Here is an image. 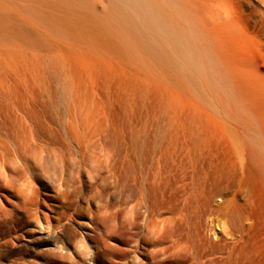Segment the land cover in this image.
I'll return each instance as SVG.
<instances>
[{
    "label": "rangeland",
    "instance_id": "1",
    "mask_svg": "<svg viewBox=\"0 0 264 264\" xmlns=\"http://www.w3.org/2000/svg\"><path fill=\"white\" fill-rule=\"evenodd\" d=\"M215 1L237 17L221 38L228 39L237 53L256 56L261 63L262 0ZM79 11V28L62 36L63 54L80 62L88 51L89 61L104 63L107 83L95 81L93 67L69 73L61 63L64 55L51 52L38 65L17 62L6 74L0 67V94L48 95L54 110H63L64 94H172L170 100L142 97L137 110L127 108L126 140L135 151L134 167L143 165L140 156L153 145L166 141L187 145L190 154L176 158L172 171L177 181L186 169L192 186L179 193L176 183L172 204L177 208L185 204L191 230L177 232L173 239L185 242L189 235L194 260L202 255L218 256L221 264H264V173L251 158L240 166L234 148L245 143L264 157V108L257 105L264 94L252 90L254 82L264 85V65L252 68L244 55L214 56L203 49L202 35L191 31L186 0H80ZM52 159L47 157L36 174L37 185L47 188L34 199L23 198L11 187L0 191V264L21 259L41 262L36 253L53 251V243L70 254L52 258V264H88L76 255L89 242L86 234L93 232L98 219L71 206V197L57 195L56 182L61 179L70 187L76 185L69 191L79 193L81 207H86L87 195L91 209L116 202L118 207L136 197L137 188L128 180L115 186L100 176L89 186L78 172L83 165L78 152L65 161ZM121 238L107 241L116 249H103L95 264L132 262L133 242L127 235ZM117 249L125 250L126 257ZM149 256L138 254L134 264L149 263Z\"/></svg>",
    "mask_w": 264,
    "mask_h": 264
},
{
    "label": "bare ground",
    "instance_id": "2",
    "mask_svg": "<svg viewBox=\"0 0 264 264\" xmlns=\"http://www.w3.org/2000/svg\"><path fill=\"white\" fill-rule=\"evenodd\" d=\"M262 3L264 4V0ZM79 5L80 0H0L2 73L11 71L17 62L41 64L53 52L60 57L64 55L61 63L69 73L93 67L95 81L107 83L104 63L101 60L89 61L88 51L84 53V61L80 62L69 53L63 54L62 36L71 34L80 26ZM186 5L190 9L191 31L196 30L199 37L202 35L201 47L214 56H234L237 51L229 44L228 39L221 38L220 33L236 24V12L226 9L215 0H186ZM258 15L263 39L260 42L264 45V11L258 12ZM224 33L226 35L227 32ZM237 54L244 55L245 61L250 62L252 68L264 65L263 49L259 57L261 63L256 56L249 58L246 52ZM254 84L252 90L255 94H260L261 91L264 94V85ZM142 97L170 100L172 94H64L63 110H54L52 98L48 95L0 94V191L11 187L23 198H33L41 188H47L37 185L39 178L36 174L39 176L43 161L47 157L65 161L71 159L75 151L80 154L83 164L78 172L86 176L85 182L89 186L103 176L104 181L109 180L115 186L128 180L138 191L136 197L127 204L125 202V205L115 207L116 202L111 203L112 207H100L95 204V208L91 209L88 195L84 198L86 207H81L78 203L79 193L69 191L72 183L70 187L66 180H53L57 183L55 190L58 196L64 199L71 197L70 205L76 206L77 210L83 209L90 217L98 219L93 232L86 234L89 242L86 244L83 241L80 251H76L79 260L95 264L103 249H116L107 241H116L127 235L133 242V261L124 260L117 264H134L138 254L146 257L150 255L147 264H221L218 256L204 258L199 255L194 260L190 253L189 235L185 236V242L173 239L177 232L191 230L184 214L185 204L181 208L172 204L175 184L180 183L179 193H184L187 186L191 185L192 176H188L186 169H183L177 181L174 180L172 171L176 158H187L190 154L188 146H172L168 141L153 145L141 154L143 165L140 168L134 167L135 151L126 140L128 132L124 114L127 108L137 110ZM257 100V105L264 108V95ZM248 147L245 143L234 147L239 152L240 166L243 167V161L251 158L264 173V157L258 154L260 150L251 152ZM101 172L103 175L99 174ZM53 245V251L41 250L36 253L41 262L21 259L10 264H52V258L69 257L70 252L66 253L57 243ZM116 251L121 256L127 255L125 250ZM190 258L192 261L189 263Z\"/></svg>",
    "mask_w": 264,
    "mask_h": 264
}]
</instances>
